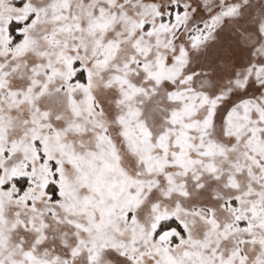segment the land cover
I'll list each match as a JSON object with an SVG mask.
<instances>
[{"label": "snow or ice", "instance_id": "6c2138e0", "mask_svg": "<svg viewBox=\"0 0 264 264\" xmlns=\"http://www.w3.org/2000/svg\"><path fill=\"white\" fill-rule=\"evenodd\" d=\"M0 264H264V0H0Z\"/></svg>", "mask_w": 264, "mask_h": 264}]
</instances>
